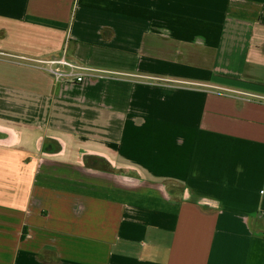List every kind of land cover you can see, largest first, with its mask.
Segmentation results:
<instances>
[{"label":"crops","instance_id":"crops-1","mask_svg":"<svg viewBox=\"0 0 264 264\" xmlns=\"http://www.w3.org/2000/svg\"><path fill=\"white\" fill-rule=\"evenodd\" d=\"M0 264H264V0H0Z\"/></svg>","mask_w":264,"mask_h":264},{"label":"built area","instance_id":"built-area-1","mask_svg":"<svg viewBox=\"0 0 264 264\" xmlns=\"http://www.w3.org/2000/svg\"><path fill=\"white\" fill-rule=\"evenodd\" d=\"M39 66L45 69L56 82L83 83L86 79L105 77L111 71L91 67L70 58L64 50L60 55L51 58L36 59Z\"/></svg>","mask_w":264,"mask_h":264}]
</instances>
